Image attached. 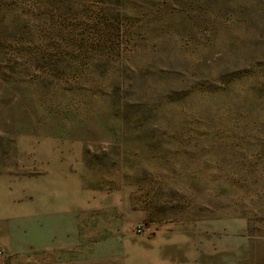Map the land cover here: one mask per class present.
Segmentation results:
<instances>
[{
    "label": "rangeland",
    "instance_id": "374dc122",
    "mask_svg": "<svg viewBox=\"0 0 264 264\" xmlns=\"http://www.w3.org/2000/svg\"><path fill=\"white\" fill-rule=\"evenodd\" d=\"M0 264H264V0H0Z\"/></svg>",
    "mask_w": 264,
    "mask_h": 264
}]
</instances>
